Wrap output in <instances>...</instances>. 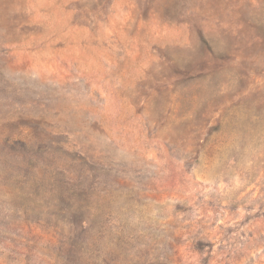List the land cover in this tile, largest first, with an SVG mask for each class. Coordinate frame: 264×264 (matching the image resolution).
Returning a JSON list of instances; mask_svg holds the SVG:
<instances>
[{
  "label": "rangeland",
  "instance_id": "obj_1",
  "mask_svg": "<svg viewBox=\"0 0 264 264\" xmlns=\"http://www.w3.org/2000/svg\"><path fill=\"white\" fill-rule=\"evenodd\" d=\"M0 264H264V0H0Z\"/></svg>",
  "mask_w": 264,
  "mask_h": 264
}]
</instances>
